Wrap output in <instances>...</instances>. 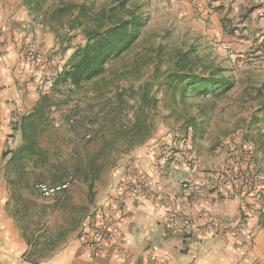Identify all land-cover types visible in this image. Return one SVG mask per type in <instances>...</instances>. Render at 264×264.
Returning a JSON list of instances; mask_svg holds the SVG:
<instances>
[{
    "label": "rangeland",
    "instance_id": "1",
    "mask_svg": "<svg viewBox=\"0 0 264 264\" xmlns=\"http://www.w3.org/2000/svg\"><path fill=\"white\" fill-rule=\"evenodd\" d=\"M119 1L126 7L113 20L133 9L141 17L140 30L125 50L104 64L101 73L80 87L62 84L58 77L46 84L31 70L29 75L28 69L17 74L21 110L14 121L16 131L5 138H10L12 148L2 153L0 180L5 222L28 245L33 260L70 238L88 215L93 202L87 192L89 173L82 171L91 159L103 165L102 175L108 178L135 148L147 142H169L191 131L193 149L203 162L224 157V165L234 151L264 173V152L257 153L258 162L252 139L256 130L264 133V61L248 55L257 50L254 45L238 56L230 41V49L224 50L221 45L227 42L221 38L182 32L171 0H36L29 4L0 0V29L8 37L5 47L14 37L19 50V44L32 40L46 63L62 70L70 55L86 43V31L96 29L100 15ZM10 11L16 19L7 16ZM180 54L186 55L184 70ZM34 71L37 77L43 74L41 67ZM184 71H211L225 77L227 86L208 93L192 90L187 80L174 79ZM145 96L147 103H143ZM35 110L37 115L23 126L24 117ZM136 119L142 122V130L125 136ZM143 119L149 133L144 140ZM243 145L250 146L248 153ZM69 177L73 183L62 193L45 197L33 189L37 181L53 184Z\"/></svg>",
    "mask_w": 264,
    "mask_h": 264
},
{
    "label": "crops",
    "instance_id": "2",
    "mask_svg": "<svg viewBox=\"0 0 264 264\" xmlns=\"http://www.w3.org/2000/svg\"><path fill=\"white\" fill-rule=\"evenodd\" d=\"M15 1L18 0H9V4ZM171 8L182 32L191 36L202 32L208 39L217 37L227 43L230 41L236 54L254 45L253 49L257 50L248 55L264 61V0H171ZM11 13L7 16L16 19ZM234 17H237L236 23ZM229 27L233 29L230 33L225 31ZM15 40L16 37L12 38L0 55V162L6 148H12L10 138L8 141L5 138L16 131L14 121L21 110L16 98L20 84L17 74L28 69L29 75L31 70L34 77L42 78L34 71L39 67L16 54V49L20 50ZM21 63L27 68L22 69ZM256 132L252 139L257 157V153L264 152V133ZM236 147L241 150L239 145ZM223 158L205 163L197 156L196 166L173 162L158 164L157 145L147 142L112 169L108 178L101 175L88 213L108 211L123 236L107 253L92 252L81 244L77 230L83 219L70 238L33 260L28 254V245L5 222V193L0 180V264H162L160 256L164 253L170 256L167 264H264V223L254 213H246V202L234 196L206 194L207 188H204L192 208V212L198 209L212 212L229 226L191 237L169 233V209L176 206L184 209L187 205L180 182L197 180L207 169L220 168ZM255 206L259 204L256 202ZM238 220L241 222L237 227L234 223ZM238 231L247 237L246 241L240 240ZM151 251L158 254L156 259L151 257Z\"/></svg>",
    "mask_w": 264,
    "mask_h": 264
},
{
    "label": "built area",
    "instance_id": "3",
    "mask_svg": "<svg viewBox=\"0 0 264 264\" xmlns=\"http://www.w3.org/2000/svg\"><path fill=\"white\" fill-rule=\"evenodd\" d=\"M7 38V34L0 29V55ZM221 47L224 50L230 49L228 43H223ZM20 53L28 63L43 68L42 82L49 85L55 82L61 69L55 64L46 63L44 53L37 43L32 40L21 43ZM89 136L87 134L86 138ZM191 138V131H187L172 141L159 143L157 145L158 164L173 162L196 166L198 161ZM244 148L248 153L250 146H244ZM242 159L236 152H230L226 163L211 174H202L197 180L187 179L180 182L181 189L185 192L183 197L187 205L184 209L178 206L169 209L167 223L170 235L191 237L211 230L218 232L219 228L229 226V223L212 212L204 209L192 212L193 206L204 193V188H207L206 194H222L243 200L246 202V213H254L264 223V173L258 171L254 164L244 162ZM72 183L71 177L54 184L37 181L33 184V189L40 195L48 197L67 191ZM256 202L259 204L258 207L255 206ZM121 207L122 203H120ZM240 222L241 220H238L234 225L238 227ZM238 234L240 240L246 241L247 237L243 233L238 231ZM77 236L84 247L96 253L109 252L116 241L123 238L110 213L103 210L88 213L79 225ZM151 257L156 259L158 254L151 251ZM160 258L162 264H167L170 256L164 253Z\"/></svg>",
    "mask_w": 264,
    "mask_h": 264
},
{
    "label": "trees",
    "instance_id": "4",
    "mask_svg": "<svg viewBox=\"0 0 264 264\" xmlns=\"http://www.w3.org/2000/svg\"><path fill=\"white\" fill-rule=\"evenodd\" d=\"M31 1L36 0H22L26 4ZM125 7L124 1H119L117 6L109 7L105 13L100 15L101 17L98 20L100 25L96 29L86 31L87 41L70 55L58 76L60 83H69L74 87H80L83 82L101 73L104 64L109 59L121 53L137 38L141 17L133 9L127 10L126 17L120 16L117 20H113L114 15L118 11L125 9ZM84 10L86 11V8ZM179 57L181 62L184 63L180 69L184 70L183 67L187 64L186 55L180 54ZM175 78L179 82L187 80V88L189 87L198 92H216L219 88H226L227 86L225 77L216 76L211 71L207 74L184 71L181 75L176 74ZM147 102V96L143 97V103ZM35 112L36 110L24 117L23 126L26 122L33 120V117L37 115ZM141 123L136 119L133 125L124 132V135L131 134L135 136L138 134L142 130ZM148 135V125L143 119V140ZM104 170L101 163L96 165L94 159H91L82 171L89 173L87 192L92 202L96 192L95 184ZM28 254L30 255V253Z\"/></svg>",
    "mask_w": 264,
    "mask_h": 264
}]
</instances>
